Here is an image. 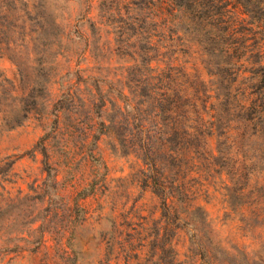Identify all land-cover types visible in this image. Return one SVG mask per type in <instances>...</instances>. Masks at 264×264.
Here are the masks:
<instances>
[{"label":"rangeland","instance_id":"1","mask_svg":"<svg viewBox=\"0 0 264 264\" xmlns=\"http://www.w3.org/2000/svg\"><path fill=\"white\" fill-rule=\"evenodd\" d=\"M148 2L0 0V264H264V161L234 192L214 141L139 129ZM191 64L166 72L173 95L223 90Z\"/></svg>","mask_w":264,"mask_h":264},{"label":"trees","instance_id":"2","mask_svg":"<svg viewBox=\"0 0 264 264\" xmlns=\"http://www.w3.org/2000/svg\"><path fill=\"white\" fill-rule=\"evenodd\" d=\"M147 4L152 9L148 19L152 32L144 41L158 59L151 69L154 75L146 80L148 94L137 96L140 131L148 139L151 133L145 121L154 124L156 135L170 124L171 133L178 138L176 122L180 119L187 124L188 139L198 138L204 148L214 141V147L205 152L207 160L215 166L217 160L222 162L217 167L225 173L229 189L235 192L237 177L245 176L249 168V181L258 182L252 179L253 168L256 160L264 161V148L256 158L249 155L250 147L244 143L253 139L264 142V0H149ZM182 64L221 79L223 90L201 88L191 79L182 97L173 95L167 86L172 76L166 72H180ZM150 103L152 114L146 110ZM193 148L189 142V152Z\"/></svg>","mask_w":264,"mask_h":264}]
</instances>
